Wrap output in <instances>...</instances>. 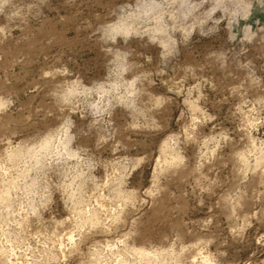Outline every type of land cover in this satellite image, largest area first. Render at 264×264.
I'll list each match as a JSON object with an SVG mask.
<instances>
[{
	"label": "rangeland",
	"instance_id": "1",
	"mask_svg": "<svg viewBox=\"0 0 264 264\" xmlns=\"http://www.w3.org/2000/svg\"><path fill=\"white\" fill-rule=\"evenodd\" d=\"M0 264H264V0H0Z\"/></svg>",
	"mask_w": 264,
	"mask_h": 264
},
{
	"label": "bare ground",
	"instance_id": "2",
	"mask_svg": "<svg viewBox=\"0 0 264 264\" xmlns=\"http://www.w3.org/2000/svg\"><path fill=\"white\" fill-rule=\"evenodd\" d=\"M46 146L44 145V148H45Z\"/></svg>",
	"mask_w": 264,
	"mask_h": 264
}]
</instances>
